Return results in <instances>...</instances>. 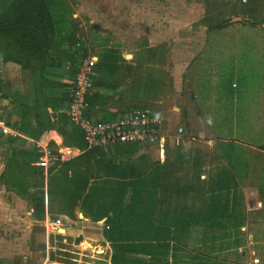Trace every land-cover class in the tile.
I'll return each mask as SVG.
<instances>
[{
  "label": "crops",
  "instance_id": "1",
  "mask_svg": "<svg viewBox=\"0 0 264 264\" xmlns=\"http://www.w3.org/2000/svg\"><path fill=\"white\" fill-rule=\"evenodd\" d=\"M178 1L180 5L171 6L169 11L167 6L165 8V3L162 2H157L153 9L145 6L138 8L136 2H132L134 5L132 7L125 8L123 6L116 11L102 9L100 15H106L107 18L114 16V18H109L110 22L107 21L109 23L104 26L108 34L97 36L98 42L95 47L89 46L84 37L76 33V41L83 39L82 51L93 54L97 59L95 75L92 77L86 99L87 115L96 120L109 121L132 106L149 107L159 117L164 143L163 150H160L157 143L145 142L129 143L134 146L129 147L128 150H125L124 147L126 143H116L106 149L87 148L82 139L72 135L76 129L70 124L65 114L69 100L65 103L46 106L44 115L48 118L49 125L38 135L34 122H27L26 125L16 107V105L30 106L33 104L34 85L30 72L15 63L0 64V69L4 73L0 76V114L17 132L14 137L18 136L19 140L15 146L22 147L23 145L24 148L38 151L36 147L28 143L27 139H33L46 144L52 152L49 164L40 163L39 167L41 168H38L43 179L37 173L24 172L25 175L27 174L24 179L29 183L28 193L17 192L16 186L13 185L17 194L11 192L14 197L10 203L9 201H0V226L2 229L9 230L10 226L14 227L16 223L21 222L23 225L26 222H30L32 225L41 224L40 227L44 228V236L40 241L43 249L35 248V252L41 254L42 258L38 264H62L57 260H51V255L68 258L67 260L70 262L67 264H111L112 244L105 238V235L108 232L107 235L113 236L114 234L108 231L109 225L116 224L119 219L125 218L126 213L119 210V207L122 200L127 201L130 193H134L135 201L130 206L128 217H132L133 212H136L135 215H139L138 212L141 214L145 210V216L152 220L150 222L158 220L163 222L168 219L169 210L165 211L164 208L169 204L165 203V200L161 201L162 187L166 184V178L181 179L187 183L183 186H189L193 182L194 175L206 182L205 185H214L215 177L218 174L238 176L236 184L242 198L245 224L251 231L248 239L251 240L252 233H255L256 238L259 237L262 241L259 252L250 248V254L256 256L257 252L264 264V252L262 251L264 247V135L262 142L256 147L247 141L232 138L229 135L232 130L228 132V135L223 134L220 127L226 123H228V131L231 129L229 124L232 120L229 119V115L232 112L228 111L225 97L221 98L220 107L214 108L215 96L209 97L208 93H205V88L201 92L200 79L203 77H200L197 71L196 96H193V99L196 97V117L200 123H205L212 129L216 128V134L219 135H215L214 132L211 136L206 137V133L199 130L196 133V139H194L196 145L186 147L184 144V140L188 138L184 131L186 123H183L184 119H179V113L181 114L182 110V75L185 72L184 46L185 40L188 39L180 37L179 33L182 28L190 27L191 23H196V29L194 28L192 31L195 30L196 35L203 36L206 31H210L208 29L210 27L208 26L209 18L213 19L211 26L227 19H230L233 24L237 23L233 22L236 17L241 21L259 22L264 18V0H225L221 3L207 0V8L205 0ZM68 3L71 5L70 2ZM242 4H246V6L242 7ZM256 5H260L259 12H255L259 15L257 21L252 20V17H255ZM74 16L75 13L70 10L68 20L73 19ZM123 16H128V18H123ZM260 17L262 18L259 19ZM168 21H171L172 24H168ZM109 26L112 29H109ZM77 27L78 30L81 28L79 25ZM124 33L128 34L127 40L124 39L126 37ZM63 51L66 55L71 56L76 49L74 44L70 47L64 45ZM97 52L102 54L101 58ZM68 59L70 58L67 57L62 61V72L65 74L61 80L66 87L63 89L48 88L44 90L45 94L54 97L60 96L63 90L67 92L69 81L74 76L73 71L65 68ZM201 63H199V67H201ZM11 71L19 76L12 77L9 75ZM66 71L72 73V76L66 75ZM198 72L200 73V71ZM21 75L25 78L24 81L19 78ZM14 78L18 86L15 87V91L11 87ZM22 82L26 85L27 91L20 87ZM233 83H235L234 80L232 86ZM223 95L225 96L226 93ZM0 136V160L2 162L0 173L3 172L4 175L11 153L8 138L12 136L3 135L1 132ZM180 156L184 158H179ZM39 160H34L31 163V170L39 165ZM59 160L69 162V164L56 165L55 162ZM52 166L51 175L58 172L61 177L64 176L66 179L75 177L76 180L86 177L80 186L77 185L76 191L83 190V195L86 196L93 189L96 194L99 193L97 198L101 202L96 207L93 206L92 209L84 205L81 200L76 199L71 209L60 208L58 204L61 201L60 197L65 198L66 194L58 186L51 190V194L49 193L48 168ZM174 166L176 167L174 168ZM35 175L37 176L35 177ZM87 177L88 181L86 182ZM33 178L42 180V185L32 184ZM2 185L5 191L4 181H2ZM249 187L253 197L250 200L248 197L247 200V195H243L241 192ZM39 189L43 191L44 199L45 211L42 219L33 216L30 202L31 194ZM249 190L247 189V191ZM102 193L109 194L102 195ZM178 197L181 201L182 196ZM246 202H250L251 206L247 207ZM171 206L174 207V204ZM249 214H253V217L250 218ZM137 217L139 216L132 218ZM255 224L263 227L259 229L258 226L255 230L253 228ZM19 225L17 231L20 230ZM22 238L26 240V246L18 254L27 261L33 257L34 250L29 248L30 235L22 233ZM32 238L34 240V237ZM85 240L91 244L93 249L82 248L81 244ZM98 247L105 250L104 254L94 252ZM63 253L66 254L63 255ZM72 255L78 256V259H73ZM1 256H8V252H4V255ZM89 256H93V262L90 261ZM103 256L105 258L108 256L109 260L101 262L96 259ZM251 260L252 258L249 264H252Z\"/></svg>",
  "mask_w": 264,
  "mask_h": 264
},
{
  "label": "trees",
  "instance_id": "2",
  "mask_svg": "<svg viewBox=\"0 0 264 264\" xmlns=\"http://www.w3.org/2000/svg\"><path fill=\"white\" fill-rule=\"evenodd\" d=\"M53 1L59 2L63 10H70L66 0H0V64L15 63L30 72L34 85L33 104L16 105V107L26 125L27 122H34L38 135L49 125L48 118L44 115L46 106L65 103L69 100L68 86L67 92L61 91L60 96L52 97L45 94L44 90L66 87L61 80V73L57 71L62 67L63 58L72 59V55L67 56L63 51V46L66 43L73 45L77 39L76 24L71 23V26L67 27L70 20L65 18L63 21H55L53 19L49 8ZM68 15L70 16V12ZM244 23L251 27L256 26L255 22L244 21ZM231 24L233 23L230 19H227L208 29H222ZM232 82L233 80L229 82L227 96L229 99L235 97L236 102L240 103L241 81L235 82L236 88L232 86ZM242 88H245V85H242ZM77 130L76 128L73 132V137L78 135L79 130L78 132ZM18 140V136L8 138L11 153L6 169L11 170L13 183L23 177V180H20L23 182L22 193H28L29 183L24 179L27 176L25 173L28 171L41 175V171H38L41 167L36 166L31 170V163L39 159L40 152L36 149L24 148L23 145L16 147L15 143ZM55 164L65 166L69 162L59 160ZM52 171L53 166L48 168L49 193L51 194V190L57 186L62 188L67 198H63L66 199L63 206L66 210L71 209L76 202L73 196L76 187L70 186L67 191L64 186L70 179L71 181L73 179L75 183L80 180L78 178L76 180L75 177L66 179L58 172L51 175ZM122 176L125 175L122 174ZM42 177L41 175V179ZM236 178L238 176L233 174H218L214 185H205L206 182L196 176V185L193 180L189 186L187 185L189 191L185 194L181 191L182 200L179 201V206H171L168 210V219L163 222L160 220L150 222L152 220L145 216V210L141 214L138 212L139 215L133 212L132 217L139 216L137 218L128 217L130 206L135 201L134 193H130L127 201L122 200L119 207V210L126 213L125 218L119 219L116 224L109 225L110 229L107 230L112 232L113 236L107 233L105 235L112 244L110 263L242 264L245 261V254L240 248L244 245L245 235L241 227L246 221ZM42 183L41 180L40 185ZM123 195L125 196V193ZM196 200L200 203L199 205H196ZM30 202L34 216L42 219L45 211L43 191L39 189L33 192ZM193 238L194 242L191 243ZM0 264H13V262L0 259Z\"/></svg>",
  "mask_w": 264,
  "mask_h": 264
},
{
  "label": "rangeland",
  "instance_id": "3",
  "mask_svg": "<svg viewBox=\"0 0 264 264\" xmlns=\"http://www.w3.org/2000/svg\"><path fill=\"white\" fill-rule=\"evenodd\" d=\"M66 1L67 3L68 2L71 3V5H69L70 10H72L75 13V16L73 17V19L69 21L70 24H68L67 27L71 26V23L76 24L77 26L79 25L81 28L77 30L76 33L82 35L84 37V40L87 41L89 43V46L91 47L96 46L98 42L96 40L97 36H103L104 34L105 35L108 34V32H106L107 30L105 31L104 26H107L106 24L110 22V19L114 18V16H110L107 18L106 15L104 16L100 15V11H102V9L104 8L106 10L114 9L116 11L118 8L120 9V7L123 6H125V8L132 7L134 6L133 3L136 2L135 4H137L138 8H142L145 6L149 9H153V7H156L157 2L158 3L162 2L165 3L164 4L165 8L167 6L169 11V9L171 10V6L180 5V2L178 0H170V1L151 0L146 2H144L143 0L142 1L66 0ZM205 1L207 8L208 1L207 0ZM223 1L225 0H217V1L212 0V2H217V3H221ZM260 4L262 5V2ZM244 6H246V4H242V7ZM258 7L260 8V5L255 6L254 13L256 11L259 12L260 9L258 10ZM49 8L51 15L55 21L58 20L63 21L65 18L66 20L69 19L68 12H70V10L69 9L66 11L63 10L59 2L53 1L52 4H50ZM258 17L259 15L255 13V17H252V20L254 19L255 21H257ZM123 18H128V16H123ZM261 18L262 17H260L259 19ZM212 22L213 19L209 18L208 26H211ZM233 22H237V23H234L231 26H226L223 29H216L210 31L208 30L206 31V33L203 34V36L196 35L195 30L192 31L194 28L196 29V23H191L190 27L186 26V28L185 27L182 28V31L179 33L181 38L184 39L188 38L185 40L186 44L184 46L185 72L182 75L183 84L181 87L182 110H181V114L179 113V119L181 120L184 119L183 123H186L184 126L185 136L188 137L187 139L184 140V144L186 145V147H192L193 145H196L195 144L196 140L194 139H196L197 136L196 133L199 130L204 131L206 133V137L211 136V134H213L214 132L215 135H219L216 134V128L212 129V127H208V125H206L205 123L204 124L200 123L199 119L196 117V111H195L196 97H194L193 99V96H196V84L198 82V79H196V71L198 74H200V77H203L202 79H200L201 92H203V89L205 88L206 90L205 93H208L209 97H211L212 95L215 96L214 97L215 102L213 104L214 108L215 109L219 108L221 103V98L223 99V97H225L227 100L228 111L231 110L232 112L231 115H229V119L232 120L231 124H229L231 126V129L228 131L229 129L228 123L225 124L224 122L225 125L220 127V131H222L223 134L228 135V132L232 130V132L229 133V135L232 138L237 140L247 141L248 143L256 147L259 146L260 142H262V138L264 135V20L262 21L261 19V21L255 22L256 26L254 27L245 24L244 21H241L239 19H234ZM168 24H172L171 21H168ZM109 29L112 28L109 26ZM116 33L119 34L118 32ZM124 34L126 35L124 39L127 40L128 34L127 33ZM66 45L68 47L72 46L68 43H66ZM97 54L100 58L102 57V54L100 52L99 53L97 52ZM200 62H202L201 67L198 66L200 65L199 64ZM196 67L199 68L200 70L197 69ZM62 68L63 67L58 69L57 73L59 72L61 73L62 76H64L65 72H62L63 70ZM198 71H200V73ZM66 72L68 73V74L66 73V75L72 76V73L68 71ZM3 74L4 73L1 70L0 76H2ZM198 74L197 76H199ZM9 75H11L12 77L19 76L15 73H12V71L10 72ZM19 78H21L23 81L25 79L22 75ZM12 80H13V85L11 87H13L12 90H14L15 87L18 86L15 83V78ZM232 80H234V82L239 80L241 81L242 85H245V88H242V85L240 86V89L242 90V93L240 94L241 96L239 98L240 103L236 102L235 97L233 99L232 98L229 99V97L227 96L229 91V82ZM20 85H21L20 87L25 88V91H27V87L23 82ZM234 91H236V89ZM223 93H226V95L224 96ZM224 130L226 131V133ZM77 136L80 139H83L82 134H80L79 132ZM124 145H125L124 146L125 150H128L129 147L131 148L134 146L129 143H126ZM1 163L2 162L0 160V164ZM40 163L41 162L39 160L38 166H40ZM36 176L37 175H35V177ZM85 178L81 179L80 182H78V184H76L73 179L72 181L70 179L69 182H67L64 187L68 191V188L70 186L71 188L77 187V185L80 186V183ZM20 180H23V177L18 178L16 180V183L12 182L10 169L7 170L5 168L4 175L3 172L0 173V201H5V202L9 201L10 203V200L14 197L12 196L11 192L17 194V192L23 191V182ZM193 180L196 185V176L194 175H193ZM2 181H4L5 183V191L2 185ZM40 182L41 180L37 178L35 179L33 178L31 183L38 186L40 185ZM60 182L62 184V181ZM165 182H166V184L164 185L165 187L164 186L162 187L161 201L165 200V203L169 204L164 207L166 211L171 208L172 204H174V206L176 207L179 206L178 196L181 195V191H184V194L187 191H189V187L186 185L183 186L184 184L187 183H185L183 180L178 178L169 177L166 178ZM13 185L16 186L18 190L17 192L13 188L14 187ZM247 189L249 190L251 188L250 187L245 188L241 193L243 195L244 194L247 195L246 199L249 197L248 199L250 200L253 196L251 195L250 190L247 191ZM105 194L108 195L109 193H102V195ZM98 195L99 193L96 194L95 191H93L92 189V191H90L89 194L86 196L83 195V190L76 191L73 196L75 200L79 199L83 202L84 205L93 209V206L96 207L101 202L97 198ZM55 196L57 195L55 194ZM60 198L61 201H59L58 204L59 207L62 208L64 207L63 204L66 202L65 200L67 198L65 197L66 199H63V196H61ZM199 204L200 203H197L196 200V205ZM246 204L247 207L251 206L250 202L249 203L246 202ZM0 212H1V203H0ZM252 215L253 214H249V217L250 218L253 217ZM18 224H20L19 225L20 230L17 231ZM40 225L37 224L32 225L30 222H26V224L23 225V223L21 222V223H16L14 227L10 226L9 230L2 229V227L0 226V257H1L0 259L11 263L13 262V264H15L16 262L18 264H38V262H41L42 261L41 254L35 252L36 251L35 248L43 249V245L42 243H40V241L44 236V230H43L44 228H42V226L40 227ZM258 226L260 229L261 226L257 224L253 225V228L256 230L257 229L256 227ZM241 230L245 235L244 245L240 248V250L243 251V254H245V261H243L242 264H249L250 259L255 256V255L252 256V254H250V248H253L257 252H259L262 241L259 237L256 238L255 233H252L253 237L251 238V240L248 239L249 232L251 231L246 224L243 225V229ZM22 233L26 235H30L29 240L31 241L32 244L30 243L29 248L34 250L33 257L27 261L23 260L18 254V252H22V250L26 246L25 245L26 240L22 238ZM31 237H34V240L33 238L31 239ZM192 237H194V234H192ZM197 237H198V232L196 233V240ZM193 242H194V238L191 239V243ZM81 246L82 248L88 247L90 249H93V247L87 240H85L81 244ZM97 249L98 251L102 250V247H98ZM262 251L264 252V247L262 248ZM4 252H8V256L2 257L1 255H4ZM257 252H256V257H258L259 255ZM64 254L66 253H63V255ZM72 258L73 259L75 258L77 260L78 256L72 255ZM67 259L68 258H64L61 256L51 255V260H57L62 264H67V262H70ZM231 259L232 258H230V260ZM90 261L93 262L92 259ZM72 263H76V262H72Z\"/></svg>",
  "mask_w": 264,
  "mask_h": 264
},
{
  "label": "built area",
  "instance_id": "4",
  "mask_svg": "<svg viewBox=\"0 0 264 264\" xmlns=\"http://www.w3.org/2000/svg\"><path fill=\"white\" fill-rule=\"evenodd\" d=\"M82 41L79 39L74 44L78 53H72V59L66 60L65 68L74 73L69 81V101L65 109V114L71 125L76 127L83 136L87 148L99 147L106 149L116 143H157L160 150H163V136L160 131V121L149 107L132 106L123 111L113 120H96L86 113L87 95L95 75L96 57L91 53L82 51ZM235 87V83H233ZM0 132L7 136H16L14 131L7 123L6 119L0 114ZM40 152V162L48 165L52 159L51 149L46 144L33 139H27ZM105 250L94 252L104 254ZM89 258L93 259V256ZM95 258V257H94ZM97 260L104 262L109 257H97ZM106 262V261H105ZM108 263V262H107ZM252 264H263L259 257L254 256Z\"/></svg>",
  "mask_w": 264,
  "mask_h": 264
},
{
  "label": "water",
  "instance_id": "5",
  "mask_svg": "<svg viewBox=\"0 0 264 264\" xmlns=\"http://www.w3.org/2000/svg\"><path fill=\"white\" fill-rule=\"evenodd\" d=\"M235 19H238V17H236ZM233 21H234V19H233Z\"/></svg>",
  "mask_w": 264,
  "mask_h": 264
}]
</instances>
